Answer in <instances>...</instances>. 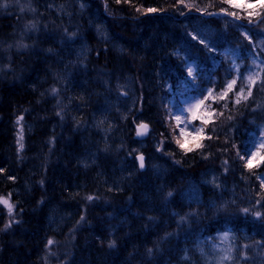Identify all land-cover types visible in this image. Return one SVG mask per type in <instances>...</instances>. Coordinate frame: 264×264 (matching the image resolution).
<instances>
[{"label":"bare ground","instance_id":"obj_1","mask_svg":"<svg viewBox=\"0 0 264 264\" xmlns=\"http://www.w3.org/2000/svg\"><path fill=\"white\" fill-rule=\"evenodd\" d=\"M14 1L15 5L9 4L7 8H0V69L4 67L8 59H13L14 66H12V69L14 73H25V54L45 60L56 59L62 62V64L71 66L72 63L75 62L74 60H76L77 52L87 50L86 54L88 53L87 59L85 54V57H81L80 62L76 60L79 67L77 68V65L75 67L76 69L72 67L71 73H69V68L65 69L66 66L53 70L55 76L59 79L62 78L61 80L65 83L60 91L55 84H48L47 79H42L40 75L32 79L30 81L32 86L35 88L40 87L39 89H42V92L46 93L49 98L39 96L32 97L30 99V104L21 106L18 112V118L22 116L24 119V117H33V115H36L35 108L38 104H43V111L49 112L50 114L52 113L58 119L74 114H87L90 118V115L93 114L90 107L92 105L95 106L103 95H111L107 88L114 86L117 81L125 82V79H128V81H132L136 88L143 86L142 89L137 90L138 92L134 104L135 111L130 115L132 118H130L128 122H131L133 118L136 119L129 124L132 126L134 124V126L132 127V131L128 133L129 135L122 142V149L117 148V144H115L112 138L101 137L94 129L93 132H84L80 131L77 125H70L68 127L71 133H68V137H65L67 142L69 140V144L71 145L74 144L75 141L79 143L83 142V147L95 155L96 161L86 167L80 163L82 155V153H80L75 156L76 164H72L70 160H65V163L60 162L64 165L60 173L54 170V167L59 164V162L56 161L57 158L47 159L46 155L42 154V145L43 149L46 147L53 148L51 134L53 130L50 132L49 129H47L46 131L40 130L38 132V143L33 146L36 150L33 152L36 160L33 168L28 166L27 162L20 161L15 157L12 149L17 147V144L15 142L9 144L8 153L4 159H6V163L11 166L7 169L0 163V169H2V171H0V183L9 188V193L17 196H20L22 193H27L34 196L36 199L42 196L52 199L51 206L40 208L44 215L46 225L52 230H46L49 239L55 242H63L69 239V244L72 241L71 239H76L80 236V226L84 224L89 217L94 216L100 220L101 223H104L102 227L103 230L108 232L114 231L115 234L120 235L125 241L122 247L124 255H129L130 252H139L136 247L132 248V239L141 234L149 243L148 249H151L153 255L168 254V261L170 264H181L183 258L188 254L195 256L198 245L220 234H224L225 232L232 236H238L241 247H244V245L249 246L250 243L256 240V238H254L256 236H248L250 233L256 232L257 234H264V228L260 226V224H264L261 222V218L257 221L259 225L252 222H245L246 226H242V228L248 232L247 234L237 233L226 225V222L229 221V218H227L230 216L229 214L243 205L244 201L248 199L245 198V196H248L247 194L253 193V188L249 186L251 179L248 177L247 173H252L256 178L259 171L249 172L248 169H243L245 170L244 173L242 171L240 172V160L239 156L236 155L238 146L244 152L248 148L239 145L237 141L226 145L215 141L214 147H201L194 154L188 155L176 144V137L174 136V127L180 133V128L184 126L180 125L179 128L176 127L175 120L171 118L172 115L176 113L175 111L166 112L171 103L173 104L176 101H181L182 98L180 96H174L171 100L167 95L169 92L168 88L160 92L153 91L152 84L154 82L156 84L160 76L169 69L165 60L167 57H170V51L180 50L179 43L175 40L176 37L172 36L177 33L174 28L170 27L173 23L168 26L163 22L158 26V30H155L154 27L156 24L153 21H139L137 29L131 28L130 34L123 33L122 37H114L110 34L108 25L104 21L105 19L102 15L104 0H86V5L88 6V12L86 14L77 15L73 8L71 25L69 24L70 21L65 20L55 9H52L48 0ZM22 7L24 11H21ZM32 9H34V11ZM257 10L260 11L261 9ZM263 10L264 9L260 12H263ZM89 14L90 16L97 15L101 18L108 33L107 38L98 37L95 29L91 27L90 23L87 21V16ZM46 18L54 21V25L52 26L54 29L47 32L44 31V27L47 26ZM33 24L35 28L31 27ZM154 31H157V33ZM39 33H41L40 37L43 38L42 42L38 46H32L31 40L37 38ZM136 34H141L142 36L137 35V37L135 36ZM25 45L26 47H24ZM92 48L113 55L119 63L113 62L110 58L103 61H100L98 58L93 59L90 56V50H92ZM137 57L142 58L136 59ZM189 67L191 66H188V68ZM18 77L19 78H14L12 80L11 87H15L20 83L22 79L20 76ZM175 77L177 78L175 79L177 82L182 79V76L177 72H175ZM78 85H81V88L86 87L88 89V94L79 97L75 91H72V88L76 89ZM200 87L204 89L205 86ZM53 89L57 90L55 94H53ZM120 94L122 98H127L129 96L125 92H121ZM148 94L150 95L148 96ZM189 98L193 97L189 96ZM143 99H147L144 106L146 105V107H149V112L155 114V118L134 115ZM87 102H90L88 107H86ZM222 103L224 105L223 99ZM247 105L254 106L261 111L260 115L255 119L256 125H261L260 121L264 120V116L262 115L264 111L263 103L259 100L252 99ZM178 108L180 110L181 103ZM7 112L11 111L0 110V125L2 119L5 118L4 116L8 115ZM11 116L12 113L9 114L10 118ZM169 118L172 120L171 123ZM248 119L249 117L243 119V124L245 121L246 126L249 125ZM136 120H140V122L135 123ZM68 123L70 124V122ZM141 123L147 124L148 130L146 135L139 137L137 136V126ZM214 129L221 130L224 133L226 132L231 140L235 138L230 133L229 127L225 126V123H218L215 125ZM5 132L8 133V135L12 134L16 136V132L10 130V128ZM84 135L87 137V140H83ZM5 140L8 142L7 138H5ZM164 140H166V146L163 147V151H158V147L161 142L164 143ZM147 141L149 144L142 147L139 151L134 149L131 151V149L128 148L129 146H123L125 142H130V145L132 144L136 148L140 145L138 144L139 142L147 144ZM233 144H235L237 148H233ZM46 152L52 156V152ZM263 152L264 151H262L261 154ZM140 154H143L145 157V167L143 169L139 167V161L136 159ZM152 154L154 156L151 160ZM205 156L207 159L204 158ZM125 159L128 160L129 163L125 166V170L128 171L121 170L122 162ZM225 160L228 161L227 165L223 163ZM41 164L42 166L37 168L38 165ZM80 164H82L84 168H80L78 166ZM66 167L69 168L65 170ZM152 167H155L157 172H149ZM35 168L37 169L36 171L34 170ZM135 168L137 169L133 174L131 169L134 170ZM75 169L90 171L94 175V181L101 185L92 182L91 175L83 176L82 174L75 173V175L71 176L72 171ZM212 169H217V172L222 174L223 185L230 188L232 192L224 190L218 193L216 189L213 190L207 187L201 181L203 173ZM225 169H227V171H225ZM55 172L58 174L57 179H55ZM131 173L132 175H130ZM261 173L262 171L258 174V177H261ZM142 174H147V176H143ZM10 177H14V179H10ZM172 177L181 178L179 180L180 183L175 185L173 190H167L168 183H166V180H170ZM67 179L70 180L66 181ZM137 179L139 181H137ZM106 180H109L112 184L106 183ZM155 181L157 182L155 183ZM54 182L57 183L56 186ZM189 182H196L200 185L201 193L199 201L197 202L188 201L185 198L184 193ZM56 187H58V189ZM62 187H64L65 191ZM51 188L56 191L63 190L69 194L70 198L65 197L63 199L60 196V192L49 193ZM123 189L142 191L138 193L145 192L149 195V198L140 199L141 202L145 203L148 207L146 214L141 211H139V213L137 211L135 213H127L123 208V203L127 201L126 199L120 201L115 207H111L115 204V199L105 200L103 206H99L98 204L92 205L93 200L89 201L87 199L89 195L96 198L97 196H101V193L112 191L120 192L123 191ZM255 191L258 190L255 189ZM169 192L172 193L171 196L177 195L179 197L181 200L180 204L187 213L194 212L199 208H203V213H206L204 215L205 217L202 216L198 219V227L199 229L210 227L212 230L209 231L208 235L205 237H202L200 230H197L194 237L196 239L194 242L195 244L192 248H182L177 252L176 249L164 248L162 246L163 239H160V236L153 232V228L156 226V222H158L157 220L156 222L153 220L154 210L159 206L165 207V205H161V201H170L169 197L171 196H168ZM231 193L235 195V201L233 203H226V201L221 199V197L230 195ZM261 205L257 207L260 208ZM254 206V204L251 205L249 201H246L243 208L246 207L253 210ZM56 209L68 211L66 220L62 221L60 224L57 219L59 217L55 218V220V216L52 214ZM263 209L264 207L262 206V210ZM15 210L22 214L28 213L31 216L32 223L35 220V215L28 208L22 209L15 206L13 216L9 217L8 209L4 205H0V229H3L4 225L10 220L13 221L12 226L8 228L9 230H0V251L3 248V242L1 241L3 237L9 235L11 230L14 231L17 227L21 226V222L15 215ZM252 210L250 211L251 214H253ZM250 216L252 217V215ZM25 217L29 219L28 215ZM81 217H83V220H81ZM116 217L119 218L114 220ZM146 220L153 222V224L155 222V224L152 225L150 223L147 229H143ZM16 221H18V223ZM254 221H256V218ZM37 226L39 225L37 224ZM180 230L183 232L187 231L185 229ZM182 237L186 239L185 236ZM244 238L250 239L244 241ZM22 242L24 245L18 247L21 250L25 248V250L28 251L31 245H33H25V239H23ZM33 246L35 248L40 247L38 243ZM6 248L11 250L13 246H7ZM262 259L264 261V254H262ZM35 262L38 263V260ZM80 263L94 264L93 262H85L84 258L80 260ZM80 263L78 259H74L71 264ZM121 263L129 264L124 262V260H122ZM116 264H119L118 260ZM232 264L247 263L243 256L237 253Z\"/></svg>","mask_w":264,"mask_h":264},{"label":"trees","instance_id":"obj_2","mask_svg":"<svg viewBox=\"0 0 264 264\" xmlns=\"http://www.w3.org/2000/svg\"><path fill=\"white\" fill-rule=\"evenodd\" d=\"M210 2L213 3L214 7L208 8L207 12H217L221 7H228V5L220 3V0H195V3L201 8H204ZM239 4L244 5L245 0L239 2ZM252 4H255V2ZM137 7H140L141 9L155 8L157 11L144 14L143 12H137ZM255 7H257V9H261L257 4H255ZM229 10L236 11L242 16L244 15L243 8H230ZM181 12H183V14H181ZM102 15L104 16V21L108 25L110 34L114 37H122L123 33L130 34L131 28L137 29L139 21H153L156 24L154 27L155 30H158V26H160L164 21L176 24V27L179 26L178 28L180 30V35H177L178 38H175V40L179 43L180 50L170 51V57H167L165 60L169 69L162 76H160L156 84L155 82L152 84L153 91L160 92L162 90H167L168 88L169 92L167 95L172 100L174 96H180L182 99L189 98V96L193 98H202L203 96L207 95V90L214 88L213 97L206 100L204 106L199 109L197 114L199 118L192 119L189 115L184 114L188 121L187 130L191 134L182 138L181 142L184 144L185 148L192 149V151L189 152H185L183 150L185 153L188 155L194 154L201 147H214V143H216L215 141L225 145L230 144L231 142L235 143L237 141L239 145L249 148L254 140L259 139L261 131L256 125L255 121H252L255 120L258 115H260L261 111H259V109L255 108L254 106L243 105L240 109L229 108L225 110L223 108L222 99L216 98L217 93L224 89L226 83L229 80L237 77V65L242 62L248 63V60L252 57L253 51L250 42L245 39L235 27H244L245 24L249 25L248 19L245 16L241 20L234 21L230 16L207 15L206 12L202 13L197 11L195 8L192 10L185 8L183 5H179L177 0H130L129 3H125L124 0H121L120 3H116V0H104ZM197 18H202L214 28L222 32L224 34L223 42H215V45L213 43L212 46L206 48L204 44H201L198 40L191 38L189 29L183 28V25L191 23ZM45 20L47 26L44 27V31L47 32L54 29V27H52L54 25V21H51L49 18H46ZM154 32L157 33V31ZM187 33H189V37L191 39L187 38ZM40 35L41 33H39L37 38L32 37V46H38L42 42L43 38L40 37ZM137 35L142 36L141 34H136L135 36ZM209 49L212 50L210 51ZM90 56L93 59L98 58L100 61L110 58L113 60V62H118L113 55L104 51H97L93 48L90 50ZM138 58L142 57H137L136 59ZM24 60L26 64L24 67L25 73H14L12 69V66H14L13 59L7 60L4 67L0 69V74L6 77V80L4 81V87L0 86V110L3 109L5 111H11L7 112L8 115L4 116L5 118L2 119L0 125L4 126L0 127V163H2V165L7 169L9 166H11L6 163V159L4 158L8 153L9 144L11 142L16 143L15 136L12 134L8 135V133L5 131L10 128V130H13L16 132V134H20L21 129L23 130L26 126H31L32 131L28 133L30 135L27 134L25 136L23 148L21 149L20 145L16 143L17 147L12 149L15 157L20 161L27 162L28 166L33 168V165L36 163L35 154L33 153L36 150L33 148V146L38 143V132L40 130L46 131L47 129H49L50 132L53 130V132H51L53 148L46 147L43 149L42 145V154H45L47 159L57 158L56 161H58L59 164L54 167V170L57 173H60L64 168V165L60 162L65 163V160H70L72 164H76L75 156L85 150L82 145L83 142L79 143L78 141H75L72 145L69 144V140L67 142L65 137H68V133H71L68 127L70 125H77L80 131L93 132L94 130L92 128V121L87 114H84L87 117L83 114H74L62 119H58L52 113L50 114L49 112H44L42 109L43 104H38V106L35 108L36 115H33V117H24V119L20 121L19 124H17L19 116L18 112L22 105L26 106L27 104H30V99L35 96L49 98L46 93L42 92V89H39L40 87L34 89L35 87L32 86V83H30L32 79L36 78V74L37 76L40 75L44 80L47 79L48 84H55L59 91L65 85L63 80H61L62 78H57L53 73V70L65 66V64H62V62H59L56 59L45 60L36 58L28 54H25ZM188 66H191L192 69H194L195 78L188 75ZM67 68L69 67L66 66L65 69ZM71 71L72 68H69V73H71ZM175 72L182 76V79L178 80V82L175 80L177 79L175 77ZM18 76H20L22 79L20 80V83L15 87H8V85H11L14 78H19ZM78 86L76 89L72 88V91H75L79 97H83L85 94H88V89L86 87L81 88V85ZM200 86H205V91L204 89H201ZM142 88L143 86H139L137 90ZM256 91L253 92L254 96L257 94ZM149 95L150 94H148V96ZM146 100L147 99L141 100L140 107L137 108L134 115L155 118V114H151L149 112V107H146V105L144 106ZM181 101H176L173 104L171 103L169 109L166 112L175 111L177 113L179 111L178 106ZM89 103L90 102L86 103V107H88ZM209 105H211L210 108ZM213 111H215L216 115L209 116L207 114ZM221 111L224 112V116L222 117L219 116ZM10 113H12L11 118L9 117ZM229 115H231L233 119L228 120L227 117ZM245 117H249L248 122L250 126H246L245 121L243 124V119ZM171 118H169L170 123L173 120V118L172 120ZM204 120H208L209 122L204 124ZM68 122H70V124ZM218 123H225V126L229 127L230 133L235 138L231 140L228 134L221 130L215 129V131H213L215 125ZM194 128H203L204 131L202 134L197 135L196 132L192 131ZM174 136L179 137V132L175 127ZM207 136H212V139H206ZM5 138L8 139V142L5 140ZM83 140H87L85 135L83 136ZM165 146L166 140H164L163 143V147ZM238 150L240 151L241 155H244L245 152L239 146ZM46 151L52 152V156ZM261 155L264 156V152ZM245 158L247 159V157ZM239 160L241 165L240 172L242 171L244 173L245 170L243 169H246L244 167V161L240 158ZM41 166L42 164L38 165L37 168ZM78 166L81 168L82 164ZM263 166L264 163H260L259 166H256V162H254L252 171H259V174L262 171ZM67 168L69 167H66L65 170H67ZM34 170L36 171L37 169L35 168ZM57 173L55 175V179L58 178ZM75 173L82 174L83 176L91 175V181L97 185H101L94 181V175L90 171L75 169L72 171L71 176L75 175ZM247 174L251 179L249 186L253 188V193H249L247 194L248 196H245V198L248 199H246L244 203L248 200H252L254 202L255 198H260L262 191L260 187L261 181L260 179H257L258 174L256 178L252 173ZM142 175L147 176V174ZM180 179L181 178L179 177H172V179L166 180V183H168L167 190H173L175 185L180 183ZM68 180L70 179H67L66 181ZM137 181L139 180L137 179ZM156 182L157 181H155V183ZM54 185L56 186L57 183L54 182ZM56 188L58 189V187ZM62 188L64 189V187ZM254 188L258 191H255ZM64 191H56L51 188L49 193L60 192V196L63 199L65 197L70 198L69 194ZM9 192V188L0 183V197L7 199ZM138 192L142 191L123 189V191L120 192L112 191L101 193V196H97L96 198L94 197L92 205L98 204L99 206H103L105 200L115 199V204L111 206L115 207V205H117L120 201H124L126 199L127 201H124L123 208L127 213H135L136 211L139 213V211H141L146 214L148 207L145 203L141 202L140 199L149 198V195L145 192ZM169 199V202H166L165 200L161 201V205H165V207L159 206L154 210L153 220L155 222L157 220L158 222H156L153 232L159 235L160 239H163L162 246L164 248L176 249V252L182 248H192V246L195 244L194 242L196 239L194 237L197 230H200L202 237L207 236L208 232L212 230L210 227H204L203 229H199L198 227V219L204 216L206 213H203V208H199L194 212L187 213L182 208L180 204L181 200L177 195L171 196ZM10 203L22 209L28 208L35 215V220L32 223L31 216L28 213L22 214L15 210V215L21 222V226L17 227V229L14 231L11 230L10 234L4 236L1 240L3 242L2 249L6 248L7 246H13V248L11 250L8 248L4 250L1 249L0 264H71L74 259H78V262L80 263L82 258H84L85 262H93L94 264H116L117 260L119 261V264H122V260L129 264H170L168 261V254H158L155 256L153 255V252L149 251V243L141 236V234V237L136 236L134 239H132V248L136 247L139 252H130L129 255H124L122 247L125 241L121 238V236L115 234L114 231L108 232L103 230L102 227L104 226V223H101L100 220L94 216H91L87 219V214V220L85 219L86 221L79 228L80 236L78 238L71 239L72 241L69 244V239L63 242L54 241L51 249H49L47 247V242L50 239L46 234V230H52L46 225L44 215L42 214L40 208L51 206L52 199L46 196L36 199L34 196L27 193H22L20 196L11 194ZM244 203L241 207L229 214L230 216L227 217L229 218V221L226 222L228 228L240 234L248 233L242 228V226H246L245 222H252L259 225V223L254 221V219L249 214L247 215L241 211V209L244 207ZM261 206L264 207V203H262ZM26 215L29 216V219L25 217ZM182 217L186 219L182 221ZM118 218L119 217H116L114 220H117ZM150 223L154 225L153 222L146 220L143 229H147ZM37 224L39 226H37ZM260 226L264 228V224H260ZM180 229H185L187 231L183 232ZM182 236H185L186 239ZM248 236H256L254 237L256 240L250 243L247 248L242 247L239 251V254L243 256L247 264H261L263 262L262 254H264V234H257L254 232L250 233ZM23 239L26 240L25 245H35L38 243L40 247L35 248L33 245H31L28 251L25 250V248L21 250L18 247H20V245H24L22 242ZM112 241H115V246L109 247V244ZM36 260H38V263L35 262Z\"/></svg>","mask_w":264,"mask_h":264},{"label":"rangeland","instance_id":"obj_3","mask_svg":"<svg viewBox=\"0 0 264 264\" xmlns=\"http://www.w3.org/2000/svg\"><path fill=\"white\" fill-rule=\"evenodd\" d=\"M2 2V0H0ZM50 2V5L52 6V9H55V11L61 16L64 17L65 20L70 21L71 25V15L73 8L75 9V13L77 15H82L86 14L88 12V6L86 5V0H48ZM243 0H237V2H242ZM9 4H14V0L8 1ZM247 10L252 11V12H257V8L255 7V4H250L247 5ZM88 17V22L90 23L91 27H93L96 31V34L98 37H108V33L105 27V24L101 21V18L99 16H90V14L87 16ZM247 19L248 17L245 16ZM255 21V17L253 18ZM165 24L168 26L171 24L168 21H164ZM176 24H171L170 27L177 29L176 34H173L174 37L178 38L177 35H180V30L179 26L176 27L174 26ZM246 26V27H245ZM244 27H236V30L241 33V35L244 37L242 33L245 31L248 32L250 39H251V48H252V57L248 61V63L242 62L237 65L239 68V79H237V83L234 86L233 90L228 93V97L224 100V104H228V108L232 109H239L243 105H247L251 100L252 96L249 97L246 101L241 100V103L239 105H234L232 103V100L234 99L235 92H237L241 86L245 85L244 77L248 76L251 73H256L259 72L261 73L260 78L257 80V83L255 84L254 87H252V92L256 88L257 94L253 97L254 100H259L261 103L264 104V87H262V83H264V22L261 23H256L254 22L251 25L245 24ZM183 28L189 29L190 32V37L192 38L194 35L198 36L199 39H203L205 43L208 44V46H212L216 44L215 42H223L224 40V34L222 39H217V32L218 29L214 28L211 24L207 23L203 19H195L191 23H187L183 25ZM189 37V33H187V38L191 39ZM245 38V37H244ZM199 39H197L199 41ZM249 41V39H247ZM87 50L83 52H77L76 53V60L80 62L81 57H85ZM88 53L86 54V59H87ZM9 60V59H8ZM74 60L75 62L72 63L71 66L65 65L69 68H75L77 65V68L79 67L77 64V61ZM76 69V68H75ZM37 77V74L35 75ZM6 80V77H4L2 74H0V86L4 87V81ZM125 82H118L114 84L112 87H108L107 90L111 95H103L101 99L98 101V103L95 106H91L90 108L93 111V114L90 115V119L92 121V128L96 130V132L104 138H112L115 144H117V148L122 149V142L125 140V138L129 135L130 131H132V125H129L134 119L133 118L131 122H128L130 118H132L130 115L135 111V100H136V94H137V88L135 85L132 83V81H128V79H125ZM8 87H11V85H8ZM33 89V88H31ZM36 89V88H34ZM248 88L245 87V93H247ZM121 92L127 93L129 96L127 98H122ZM253 95V93H252ZM194 98H183L181 101V108L180 110L175 113L179 114L182 109H186L189 105V103L193 100ZM102 105V106H101ZM101 106V107H100ZM191 117L190 114L185 113ZM198 114V112H197ZM264 116V111L263 114ZM183 118V117H182ZM255 121V120H252ZM140 122V120H136L135 123ZM260 128L261 130H264V120L260 121ZM181 125L184 126L182 123ZM130 128V129H129ZM183 128V127H182ZM32 131L31 126H26L25 129H23V140L22 143L24 142L25 136ZM131 135V134H130ZM16 143H18L19 140V133L16 134ZM145 143H138L140 144L136 148L134 145H130V142H125V147H128L131 149V151L136 150L139 151L142 147L145 145H148V141ZM149 147V146H148ZM153 154L151 155V160L153 159ZM258 159V158H257ZM150 160V161H151ZM96 161L95 155L91 152L85 149L82 152L81 155V160L80 162L85 165H90ZM128 160H124L121 165V170H125V166H127ZM263 164V163H261ZM131 169V172L134 174L135 170ZM128 171V170H125ZM149 172H157L155 167L151 168ZM132 173L130 175H132ZM261 179H264V166L262 167V173H261ZM260 179V181H261ZM201 181L207 186L212 188L213 190L216 189L218 193H221L222 191H228L232 192L230 188L227 186L223 185L222 181V174L217 172V169H212L210 171L204 172L203 177ZM213 181H215L213 183ZM106 183L112 184L109 180H106ZM217 185H219L217 187ZM201 193L200 185L196 182H189L186 190H185V198L188 201L192 202H197L199 201V196ZM226 203H233L235 201V195L231 193L230 195H225L221 197ZM261 200L260 198H255L254 202L252 200H248L251 205H255L252 212H255L257 210H262V206L258 208L257 206H260L264 200H261L259 204H257V201ZM246 208V207H245ZM250 210V211H251ZM54 214V219L57 218L59 221V224L62 221L66 220V216L68 215L67 210H60L56 209L53 211ZM250 214L252 215V218L258 221V219L261 218V222L264 223V215H262L260 218L255 217L253 214L250 212L247 213V215ZM56 220V219H55ZM223 234L218 235L215 238H211L200 245H198L195 256L187 255L186 257L183 258L181 264H218L219 257L223 255V253L219 250L221 248H226L227 244L221 243L220 237ZM232 239L230 240L231 246L233 247L234 251L232 253L233 259L230 261H224V264H232V261L234 258L237 256V253H239L240 248V239L236 235H229ZM250 238L245 239L244 241L249 240ZM201 249H203V253L201 252ZM264 264V261L261 263Z\"/></svg>","mask_w":264,"mask_h":264},{"label":"snow or ice","instance_id":"obj_4","mask_svg":"<svg viewBox=\"0 0 264 264\" xmlns=\"http://www.w3.org/2000/svg\"><path fill=\"white\" fill-rule=\"evenodd\" d=\"M121 0H116V3H120ZM125 3H129L130 0H124ZM253 2H255V4L259 5V7L261 9H264V0H245V4L244 5H241L237 2V0H220V3L222 4H226L228 5L227 8L225 7H221L219 9V11L217 12H207V9L208 8H212L214 7L213 3H208L204 8H201L199 7L196 3H195V0H177V3L179 5H183L185 8H188L189 10H192L193 8H195L197 11H200L202 13H207V15H225V16H230L233 18L234 21H237V20H241L244 18V16H247L248 17V24L251 25L253 24L254 22L256 23H261V22H264V12H260V11H257V12H252V11H248L247 10V5H250L252 4ZM9 7V3H8V0H2V2H0V8H7ZM241 9L243 8L244 9V15H240L238 14L236 11H230L229 9ZM34 11V9H32ZM21 11H24V8L22 7L21 8ZM136 11L137 12H143L144 14H147V13H150V12H156L157 9L155 8H147V9H141L140 7H137L136 8ZM181 14H183V12H181ZM256 18L255 21L253 18ZM32 28H35V25H31ZM245 37V39H249V42L251 43V39H250V36L248 34L247 31H245L244 33H242ZM194 40H197L199 39L198 36L194 35L192 37ZM199 42L201 44H204V46L207 48L209 47L207 43H205V41L203 39H199ZM26 47V45L24 46ZM210 51L212 49H209ZM188 75L189 76H192L193 78L194 77V71L191 67L188 68ZM236 72H237V77L236 78H233L231 80H229L224 89L217 93V96L216 98L217 99H226L228 97V93L231 92L234 88V86L236 85L237 83V79H239V68L237 67L236 68ZM261 76V73L259 72H256V73H251L249 74L248 76L244 77V81L246 82L244 86H241L240 89L235 92V96H234V99L232 100V103L234 105H239L241 103V100H247L249 97L252 96V87L255 86V84L257 83V80L260 78ZM245 87L248 88V91L247 93H245ZM262 87H264V83H262ZM53 94H55L57 92L56 89H53ZM213 92H214V89H209L207 90V95L203 96L202 98L201 97H196L194 98L188 105V107L186 109H182L181 112L179 114H176L174 115L172 118L175 120L176 122V127L179 128L180 125L183 123L184 124V127L183 128H180V133H179V137H176L175 138V142L176 144L182 149L184 150L185 152H189V151H192L191 148H185L184 144L181 142L182 141V138L186 137L187 135H190L191 133L188 132V121H187V118H184L182 119V117H184V114L185 113H188L191 115V118L192 119H197L199 118L197 116V112L199 111V109L201 107L204 106L205 104V101L208 100L209 98H212L213 97ZM215 102V100H214ZM211 107V105H209V108ZM223 108L225 110L228 109V104L225 103L223 105ZM209 116L211 115H216L215 111L211 112V113H207ZM219 116H224V112L221 111L219 113ZM23 117H19L18 120H17V124L20 123V120H22ZM228 120H231L233 119V117L231 115H229L227 117ZM209 121L208 120H204L203 123L204 124H207ZM147 130H148V125L147 124H144V123H141L137 126V136H143V135H146L147 134ZM192 131L196 132L197 135H200L203 133L204 129L203 128H194ZM213 131H215V129H213ZM206 139L208 140H211L212 139V136H207ZM22 140H23V130L21 129V132L19 134V140H18V143H20V147L21 149L23 148V143H22ZM227 142V141H226ZM199 147V145H198ZM233 148H237V146L235 144L232 145ZM158 151H163V142H161L160 146L158 147L157 149ZM264 151V130H262L261 134H260V137L258 140H254L251 144V146L246 149L244 155H241L240 151L237 149V152H236V155L239 156V158L241 160L244 161V167L246 169L249 170V172L252 171L253 167H254V162H256V166H259L260 163H264V156L261 155V152ZM247 157V159L245 158ZM205 159H207V157L205 156L204 157ZM259 158V160L257 159ZM136 159L139 161V167L141 169H143L145 167V157L143 154H140L136 157ZM225 165L228 164V161L225 160L223 162ZM0 171H2V169H0ZM225 171H227V169H225ZM10 179H14V177H10ZM257 179H261V177H257ZM215 181H213L214 183ZM219 185H217L218 187ZM260 187H261V194H260V197H261V200H264V179H261V184H260ZM172 193L169 192L168 193V196H171ZM10 199H11V193H9L8 195V198H4V197H0V205H4L7 209H8V215L9 217H12L13 216V213H14V205L12 203H10ZM87 199L89 201L93 200L94 197L89 195L87 196ZM261 200H258L257 201V204H259L261 202ZM241 211L245 214L249 213L250 212V209L249 208H243L241 209ZM253 215L257 218H260L262 215H264V212H261L260 210H257L255 212H253ZM184 217L181 218V220L183 221ZM81 220H83V217H81ZM18 223V221H16ZM12 223L13 221L10 220L7 224L4 225V228L3 229H0V230H7L8 228H10L12 226ZM232 238L229 236V234L227 232H225L221 237H220V240H221V243H224V244H227V247L226 248H221L219 249L223 255H221L219 257V260H218V264H224V261H230L233 259V247L231 246V243H230V240ZM54 244V241L53 240H48L47 242V247L49 249H51V246ZM115 246V241H112L110 244H109V247H114ZM248 246L247 245H244V248H247ZM151 252V249L149 250ZM201 252L203 253V249H201ZM51 254V253H50ZM245 256H246V253H245Z\"/></svg>","mask_w":264,"mask_h":264},{"label":"water","instance_id":"obj_5","mask_svg":"<svg viewBox=\"0 0 264 264\" xmlns=\"http://www.w3.org/2000/svg\"><path fill=\"white\" fill-rule=\"evenodd\" d=\"M139 137H142V136H139Z\"/></svg>","mask_w":264,"mask_h":264}]
</instances>
